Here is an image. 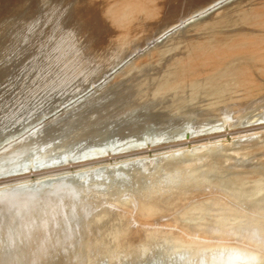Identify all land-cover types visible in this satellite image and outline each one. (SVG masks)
<instances>
[{
	"label": "bare ground",
	"instance_id": "1",
	"mask_svg": "<svg viewBox=\"0 0 264 264\" xmlns=\"http://www.w3.org/2000/svg\"><path fill=\"white\" fill-rule=\"evenodd\" d=\"M20 73L25 96L75 89L34 121L91 92L2 151L85 145L0 161V264H125L160 242L264 264V0H0V84ZM116 167L96 192L70 180Z\"/></svg>",
	"mask_w": 264,
	"mask_h": 264
},
{
	"label": "rangeland",
	"instance_id": "2",
	"mask_svg": "<svg viewBox=\"0 0 264 264\" xmlns=\"http://www.w3.org/2000/svg\"><path fill=\"white\" fill-rule=\"evenodd\" d=\"M23 71V70H22ZM21 71V73H22ZM18 74L16 76V84L14 83H4L0 84V161L7 162V168L13 169L14 167L19 168L20 166H27L34 163H49L50 161L62 159L65 156H80L81 151L84 148V143H72L70 145H63L57 142L42 143L39 145H34L24 150H19L13 154L2 155V151L10 148L17 140L21 137L32 133L40 125L48 122L58 113L62 112L68 107L80 101L89 92H91V87L87 90L78 93L72 99L67 102H62L59 109H56L54 114H49L46 116L40 115L39 119L34 121L39 113L43 109L44 102L48 101L52 96L56 97V92L51 90L27 92L22 95L20 92V87L22 83L26 80V75ZM101 82V81H100ZM65 93L61 95L58 94V98H63L67 93L73 92L74 86L67 85ZM59 100V99H58ZM12 106L20 107L18 109L10 110L7 106L10 102H14ZM9 109V110H8ZM8 110V112H6ZM46 112V111H45ZM154 129H148L144 132L145 140H152L156 135ZM101 145L103 148H114L119 146L120 140L114 134H108L101 140ZM10 146V147H9ZM5 167V168H6ZM122 169L116 167L112 169L103 170L101 172H95L93 174H82L76 177H71L79 185L88 184V189L92 192L99 191L101 187L108 181H113L114 184H118L123 178ZM81 195V190L76 191V196ZM76 197V198H77ZM76 217V216H75ZM86 249V248H85ZM83 250V249H82ZM210 258L205 252L190 251L185 248L177 249L171 244L164 242L157 243L152 247V249L145 255L139 256L131 261V263L125 264H210ZM101 264V263H99ZM258 264V263H256Z\"/></svg>",
	"mask_w": 264,
	"mask_h": 264
}]
</instances>
